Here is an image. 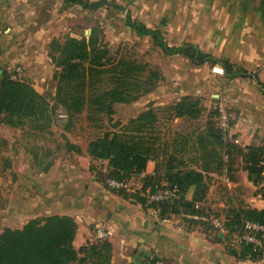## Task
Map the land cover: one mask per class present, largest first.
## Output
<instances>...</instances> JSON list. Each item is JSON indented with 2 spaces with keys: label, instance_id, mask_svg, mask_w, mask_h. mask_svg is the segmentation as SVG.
<instances>
[{
  "label": "crops",
  "instance_id": "1",
  "mask_svg": "<svg viewBox=\"0 0 264 264\" xmlns=\"http://www.w3.org/2000/svg\"><path fill=\"white\" fill-rule=\"evenodd\" d=\"M109 1L119 8L68 6L65 0H0V68L7 73L18 71L41 93L47 90V83L57 89L52 41L88 38L95 29L100 42L111 49L151 37L138 35L126 23L129 14L132 21L160 30L170 46L195 44L204 52L256 73L264 83V0ZM156 47L162 61L169 64L161 70V78L171 77L168 83L181 94L177 101L191 94L217 93L228 109V137L237 150L223 157L222 174L209 173L214 187L222 185L214 197L207 192V198L216 199L211 203L225 217L240 206L264 209V195L249 179L239 151L264 143V87L250 77L229 78L220 65L197 66L183 54L166 55ZM147 96L150 101L156 97L152 92ZM66 152L75 160L54 159L48 169L41 168L35 159L21 164L19 180L16 187L13 185L17 193L14 197L12 191L6 207L10 212L7 221L14 225L7 227L21 228L29 220L47 215L72 216L78 223L75 248L109 240V264H262L258 259L231 253L225 235L218 239L213 232L189 227L180 216L161 218L155 208L144 207L137 199L106 187L100 173L107 171L108 161L94 159L87 150ZM155 170L148 166L146 171L153 174ZM209 186L208 191L213 188ZM194 193L191 187L187 198L192 199ZM101 227L109 231L108 236L101 237ZM80 257L86 254L80 252ZM92 260L89 256L82 264Z\"/></svg>",
  "mask_w": 264,
  "mask_h": 264
},
{
  "label": "trees",
  "instance_id": "2",
  "mask_svg": "<svg viewBox=\"0 0 264 264\" xmlns=\"http://www.w3.org/2000/svg\"><path fill=\"white\" fill-rule=\"evenodd\" d=\"M65 2L68 6L81 4L89 9L105 5L119 8L116 3L109 0L97 2L65 0ZM126 23L132 26L138 35L151 36L166 55L183 54L197 66L205 63L220 65L227 77H250L264 87V83L256 73L238 68L228 59L217 58L202 51L195 44L170 46L160 30L132 21L129 14ZM50 54L58 67L54 75L57 81L55 101L67 109L70 119L81 115L85 110L89 120H93L98 113L111 116L115 112V103L131 102L151 92L156 87L157 80L161 78L160 72L155 70L143 76L138 72L141 66L134 61L123 57L116 61L109 46L100 42L95 29L88 38L68 37L64 42L54 39ZM104 83H107L106 87L102 86ZM170 111L173 117L192 119H197L202 114L199 101L191 96H185L177 101L170 107ZM0 121L12 127H21L31 121L35 123L36 130L44 129L51 121L50 101L30 82L13 79L9 73L3 72L0 75ZM156 121L155 109L150 107L137 118L132 119L130 124L133 125V131L142 134L145 130H154ZM213 137L218 144L225 145L226 150L222 153L215 152L210 160L207 159L206 154H201V162L194 158L193 162L196 165L182 162L186 164L184 167L174 164L178 157L173 151L168 159L167 170L161 174L156 168L154 175L148 176L145 186L166 180L180 188L182 194L180 199L171 203H148L146 197L138 195L133 197L144 207L155 208L161 218H170L185 210L201 211L196 209L195 204L204 202L207 197L209 189L207 174L220 172L225 164L223 157L231 155L233 149L236 150L233 144L224 143L219 128ZM156 140L157 137L146 138L143 135L134 136L127 132L120 134L106 131L103 136L89 142L87 152L94 159L108 161L107 171L101 174V180L105 184L107 177L130 179L146 171L149 162L157 160L159 154ZM68 145L80 151L77 145L70 142ZM175 149L182 151L177 147ZM239 151L242 152L244 168L248 172L249 179L260 186L259 191L264 195V143L248 145ZM50 164L45 169H48ZM191 187L195 188V193L192 199H188L186 193ZM118 192L124 194L126 191ZM226 218L228 225L243 220L264 224V209L240 206ZM187 222L186 220V224ZM194 223L199 222H188V226L194 227ZM77 231L76 220L72 216L60 214L33 218L21 228L6 227L0 233V264H75L77 262L82 264L89 256L93 259L91 264H109L112 257V243L109 240H101L77 250L74 246ZM80 252H84L86 257H80ZM230 252L241 258H247L246 253L238 254L232 250Z\"/></svg>",
  "mask_w": 264,
  "mask_h": 264
},
{
  "label": "rangeland",
  "instance_id": "3",
  "mask_svg": "<svg viewBox=\"0 0 264 264\" xmlns=\"http://www.w3.org/2000/svg\"><path fill=\"white\" fill-rule=\"evenodd\" d=\"M111 54L116 61L123 57L138 63L141 66L138 72L143 74V76L149 75L151 70L162 73L163 67L169 65L166 61H162L161 53L151 37L128 41L118 47H111ZM14 74L16 73H9L10 77ZM13 79L22 80L18 73ZM170 80V76L164 77L163 80L162 78L157 80L156 87L151 91L156 95L154 100L150 101L148 99L147 95L151 93L149 92L131 102H118L114 104L115 112L111 116L106 113H98L93 120L87 118V110L81 115L70 119L67 109L55 101L56 88L47 83V90L43 94L50 101L51 121L48 127L36 130L34 128L35 123L31 121L21 127H12L0 121V233L7 226L14 225L7 221V215L10 212L7 213L6 207L10 203L9 196L12 195V191V196L14 197L17 193V189L13 190V187H16L19 180L17 170L21 164H28L29 161L35 159L34 162L41 168H46L49 163L54 162V159L71 162L74 157H69L66 151L73 150L77 153H82L88 149L90 141L103 136L106 131L119 132L120 134L127 132L134 136L143 135L146 138L157 137L156 146H159V154L155 163H149L148 166L159 169V173L161 174L167 170L168 159L173 151H175V155L178 157L174 164L178 167H184L186 165L184 164L185 162L190 165H196L193 162L194 158L201 162V154H206L207 159H209L215 152L222 153L226 150L225 145L218 144L213 137V134L219 128L224 143L232 144L228 137L230 130L224 125V112L221 111L223 104L216 95L217 93L212 95V93L201 92L188 95L199 101V105L202 108V114L199 118L173 117L171 116L170 107L177 102L181 94L175 92L176 89L171 87V84L168 83ZM106 85L107 83L102 84L104 87ZM184 97H181V99ZM150 107H153L157 114L154 130L148 129L142 134L138 131H133V125L130 124V121L137 118ZM226 110L228 112V109ZM228 122H230V117L227 118ZM201 136L203 137L201 138ZM69 142L77 145L80 151L78 152V149L70 148ZM176 147L182 151H177ZM23 154L28 160H24L27 158H24ZM35 154L39 157H35ZM182 162L184 163L182 164ZM219 173H223V168ZM148 176L138 174L128 180L132 181L134 186L137 185V181L145 185L148 181ZM207 179L210 185L213 186L215 182L213 178L211 179L210 174H207ZM221 185H216L217 188L213 186L212 190H209L208 193H212L214 197L216 194L215 190ZM105 186L107 187V185ZM148 186L144 187L147 188ZM9 188L12 190L8 191ZM125 194L131 198H134L133 196L136 195L144 197L139 192H125ZM220 194L222 195L221 192ZM212 196L209 199L206 197L204 202L211 211L224 217L222 211L212 205L211 202H215L216 200ZM148 203H152V201L148 200ZM173 216H180L182 218L181 215ZM184 220L186 222V219ZM194 224L193 226L200 231H209L213 232L215 236L217 235V231L208 225ZM226 246L231 250L229 238H226Z\"/></svg>",
  "mask_w": 264,
  "mask_h": 264
},
{
  "label": "built area",
  "instance_id": "4",
  "mask_svg": "<svg viewBox=\"0 0 264 264\" xmlns=\"http://www.w3.org/2000/svg\"><path fill=\"white\" fill-rule=\"evenodd\" d=\"M12 75L11 78H15L17 75ZM221 111L224 112V125L228 128L227 123L228 112L226 108L221 107ZM142 175L148 176L149 173L144 171ZM154 175V173L152 174ZM105 184L108 188L116 191L124 190L126 192H139L142 196L146 197L149 201L157 203H171L181 198L182 194L180 188L171 184L166 180L160 183L149 185L144 187L143 183H138L134 186V183L128 179H119L116 177H107ZM196 209L201 211H182L179 215L188 222H199L208 225L217 233H224L225 238H229L230 249L238 254L246 253L247 258L256 257L264 264V224L243 220L240 223H234L228 225V219L224 216H220L208 208L205 202H197L195 204ZM101 237L109 235V231L106 228L101 227L99 230ZM249 249L248 251H246ZM256 255V256H254Z\"/></svg>",
  "mask_w": 264,
  "mask_h": 264
},
{
  "label": "water",
  "instance_id": "5",
  "mask_svg": "<svg viewBox=\"0 0 264 264\" xmlns=\"http://www.w3.org/2000/svg\"><path fill=\"white\" fill-rule=\"evenodd\" d=\"M2 73H3V70L0 68V74H2ZM219 235H220V237H222V238L224 237V233H222V232H221Z\"/></svg>",
  "mask_w": 264,
  "mask_h": 264
}]
</instances>
